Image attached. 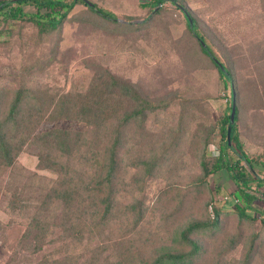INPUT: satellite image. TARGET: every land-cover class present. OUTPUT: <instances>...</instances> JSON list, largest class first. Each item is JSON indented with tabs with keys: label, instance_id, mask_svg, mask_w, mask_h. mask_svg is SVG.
Instances as JSON below:
<instances>
[{
	"label": "trees",
	"instance_id": "trees-1",
	"mask_svg": "<svg viewBox=\"0 0 264 264\" xmlns=\"http://www.w3.org/2000/svg\"><path fill=\"white\" fill-rule=\"evenodd\" d=\"M166 1L182 13L200 51L230 84H225L229 107L216 126L206 128L199 122L191 130L184 125L185 117L196 118V107L190 106L179 113L175 128L157 131L161 124L167 125L160 116L170 104L148 100L134 83L108 70L93 72L82 89L52 88L38 73L37 85L33 81L18 88L0 84V203L24 224L27 237L33 233L37 257L44 247L52 248L39 261L27 264H252L259 233H252L241 259L229 261V255L244 231L254 229L256 220L261 222L258 231H264V199L258 216L250 212L255 210L258 194L264 196V177L257 170L258 165L264 166V147L256 154L245 150L237 127L239 108L232 71L198 31L196 19L183 4L186 0H153L141 7H148L147 15ZM24 4L34 10H24ZM77 5L128 32L143 30L151 18L141 23L129 17L120 19L90 0H0V34L12 36L22 30L23 46L35 41L38 48L56 31L59 36ZM161 11L162 5L153 15ZM252 17L259 19V13ZM262 40L258 38L253 50L264 59ZM233 94L235 116L229 145L226 132ZM177 102L188 103L179 96ZM61 119L81 128L39 130L41 124ZM150 119H154L155 131ZM189 136L200 146V176L186 190L173 180L161 190L165 209L170 202L175 205L161 217V231L143 236L138 230L148 208L146 185L163 171L170 172V162L176 160V152ZM211 143H216L218 154L208 156L205 149ZM25 150H32L37 168L50 175L19 165L17 157ZM221 170L234 183L232 209L214 205L210 197L201 218H185L191 197L202 195L208 179ZM77 245L83 250H76Z\"/></svg>",
	"mask_w": 264,
	"mask_h": 264
},
{
	"label": "rangeland",
	"instance_id": "rangeland-1",
	"mask_svg": "<svg viewBox=\"0 0 264 264\" xmlns=\"http://www.w3.org/2000/svg\"><path fill=\"white\" fill-rule=\"evenodd\" d=\"M90 1L111 10L120 19L129 17L132 18L131 22H143L148 20L152 11L145 15L148 7H141V4L153 0ZM183 4L196 19L200 34L232 71L239 108L237 127L242 139L247 119L251 120L258 113L250 107L253 104L264 107V59L261 56L258 58L256 48L253 50V44L260 37L258 30L262 29L257 25H243L244 20L249 19L250 24L252 19L255 22L258 20L252 17L258 13L257 6L250 3V11H244L243 0H186ZM23 7L26 11L34 10L29 4ZM68 15L71 21L64 23L59 36L56 31L38 48L35 41L31 46H23L22 30L17 29L12 36L0 34V84L18 88L33 81L37 85L38 73L40 80L52 88L82 89L93 72L108 70L134 83L148 100L154 103L167 101L170 104L160 116L161 122L167 125L162 127L160 123L157 131L175 128L179 113L185 112L190 106L196 107V118L193 121L191 116L185 117L184 125H189L191 130L199 122L206 128L219 124L221 116L229 107V89L225 84H230L200 51L197 40L188 32L182 13L168 1L162 4L159 14L151 16L143 30L133 32L106 23L83 5L74 7ZM260 45V52H263L261 41ZM178 96L188 103L178 104ZM153 121L150 119L148 123L155 131ZM51 127L80 129L81 125L61 119L45 122L39 126V130ZM250 138V142L257 145L256 139ZM192 141L191 136L187 141H182V147L179 148L181 151L175 155L176 160L169 164L170 172L163 171L160 177L147 183L145 194L148 198L145 204L148 208L138 230L143 236L161 231V217L175 205V202H170L168 206L165 205V209L162 202L165 195L161 190L171 185V180L186 190L200 176L197 156L200 146ZM154 145L158 146V142ZM245 150L256 154L262 148L249 146L247 141ZM205 153L208 156L218 154L216 143H211ZM17 161L27 170L50 175L48 171L37 168V156L32 150L22 151ZM231 181L226 170L211 176L202 195L193 196L189 200L188 212L183 213L184 217L201 218L206 212L204 204H208L210 197H214V205L232 209L236 197L232 195L234 190ZM262 198L260 195L253 208L255 210L250 211L256 216L263 207ZM2 205L4 203H0V264L35 263L48 255L52 248L44 247L37 257V253L33 252L36 248L33 233L27 237L24 224H20V220L5 211ZM207 209L212 210L211 206ZM229 225L233 224L229 222ZM252 227L254 231H244L243 239L229 255V261L239 260L246 254L254 232L259 233V236L255 238L254 249L257 252L252 264H264V231H258L261 222L256 220ZM76 250L82 251L83 246L77 245Z\"/></svg>",
	"mask_w": 264,
	"mask_h": 264
},
{
	"label": "crops",
	"instance_id": "crops-1",
	"mask_svg": "<svg viewBox=\"0 0 264 264\" xmlns=\"http://www.w3.org/2000/svg\"><path fill=\"white\" fill-rule=\"evenodd\" d=\"M243 2H245L243 10L244 11H250L249 5L250 3H253L252 5H256L257 6V11L259 13V19L255 22V20L252 19V22L250 24L249 19L248 20H244L243 21V25L247 26V27H253L254 25H257V27H259V29L262 30H258V35L260 37L259 40L264 39V20L262 19V17L264 18V8L261 7V0H243ZM251 20V19H250ZM246 22H248L246 24ZM254 23V24H253ZM263 44H264V40ZM253 107H250L251 109H253L255 112L257 111V115H253L251 120L247 119L246 125H245V130L243 131V142L246 145L247 141L249 146H255L258 148H263L264 147V107L262 108L261 105L257 104V106L255 104L252 105ZM264 106V104H263ZM262 113V115L260 114ZM249 134V135H247ZM256 139L257 141V145H255V143H251L250 140L251 138ZM257 170L259 172V174L261 175V177H264V166H260L258 165ZM232 182V187L233 190L235 189L234 187V183ZM263 187V186H262ZM264 188V187H263Z\"/></svg>",
	"mask_w": 264,
	"mask_h": 264
},
{
	"label": "water",
	"instance_id": "water-1",
	"mask_svg": "<svg viewBox=\"0 0 264 264\" xmlns=\"http://www.w3.org/2000/svg\"><path fill=\"white\" fill-rule=\"evenodd\" d=\"M162 4H159L158 6H156L152 12L151 15L152 16L155 11L159 8V6H161ZM186 17L189 21L190 26L192 27V21L190 19V17L186 14ZM204 45V44H203ZM234 116H235V101H234V94H233V99H232V107H231V112H230V117H229V124L227 126V132H226V139L228 144H231V129H232V124L234 123Z\"/></svg>",
	"mask_w": 264,
	"mask_h": 264
},
{
	"label": "built area",
	"instance_id": "built-area-1",
	"mask_svg": "<svg viewBox=\"0 0 264 264\" xmlns=\"http://www.w3.org/2000/svg\"><path fill=\"white\" fill-rule=\"evenodd\" d=\"M263 197V198H262ZM259 198H260V195L258 194V200H259ZM261 198L262 199H264V196L263 195H261ZM258 202V201H257Z\"/></svg>",
	"mask_w": 264,
	"mask_h": 264
}]
</instances>
